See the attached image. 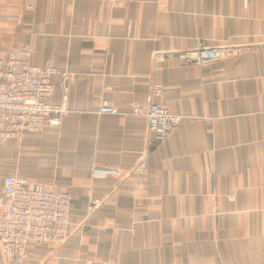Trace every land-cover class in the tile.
<instances>
[{
  "label": "crops",
  "instance_id": "0c3cea01",
  "mask_svg": "<svg viewBox=\"0 0 264 264\" xmlns=\"http://www.w3.org/2000/svg\"><path fill=\"white\" fill-rule=\"evenodd\" d=\"M21 45L71 73L62 123L0 144V195L6 174L72 195L68 238L29 243L27 264H264V0H0V55ZM203 46L237 51L174 54ZM155 83L186 116L163 140L131 109Z\"/></svg>",
  "mask_w": 264,
  "mask_h": 264
},
{
  "label": "built area",
  "instance_id": "2783aa9c",
  "mask_svg": "<svg viewBox=\"0 0 264 264\" xmlns=\"http://www.w3.org/2000/svg\"><path fill=\"white\" fill-rule=\"evenodd\" d=\"M235 47H197L175 52L181 64L204 65L234 53ZM29 45H21L0 55V144L20 137L26 130H40L45 125L59 126L68 112L67 93L71 73L54 66L34 65L30 62ZM169 53L153 51L154 65L162 67ZM59 74L62 97L52 102L51 76ZM160 84H152L150 95L143 102L131 103L132 112L147 117V130L156 133L160 140L183 123L186 116L172 112L165 104L152 100L161 93ZM98 112H115L107 103L99 106ZM259 115L264 123V106ZM138 169L146 167L142 160ZM117 169L93 165L92 178L103 179L118 175ZM229 200L235 198L227 193ZM69 191L46 188L25 176L6 174L3 176L0 195V250L4 264H27L29 243L63 244L70 233ZM92 205L96 200H91ZM92 207V206H91Z\"/></svg>",
  "mask_w": 264,
  "mask_h": 264
}]
</instances>
